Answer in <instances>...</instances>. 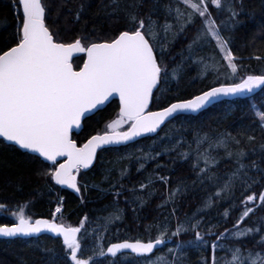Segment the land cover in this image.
<instances>
[{
    "label": "snow or ice",
    "instance_id": "6c2138e0",
    "mask_svg": "<svg viewBox=\"0 0 264 264\" xmlns=\"http://www.w3.org/2000/svg\"><path fill=\"white\" fill-rule=\"evenodd\" d=\"M62 2L66 4L67 0ZM181 5L185 7L181 8ZM10 6L16 23L11 38L0 43V143L33 154L32 158L43 165L39 174L53 181L54 185L80 194L81 203L84 202L83 193L89 191V186L86 183L82 185L78 177L82 170H91L95 166L98 151L116 150L112 146L124 145L145 134L157 133L166 122L199 112L221 97L245 96L256 89H264V74H247L239 82H234L240 65L236 62L229 40L221 35L209 11L211 6L216 10H226L230 14L229 19L234 20L238 12L232 0H174V6L170 0L165 5L166 15L172 16L178 27L167 19L159 24L151 15H141V0H133L124 9H120V0H111L107 7H112L113 13L117 10L124 12L125 26L103 36L94 33L76 35L71 41H66L61 31L54 28L50 0H10ZM88 7L86 2L79 4L74 22L80 20ZM190 26L195 28V35L188 45L189 50L201 42L214 41L225 62L221 64L214 56L211 61L201 57V77L212 71L217 74L218 81L221 75L225 80L190 99H176L157 111H151L149 106L154 98H159L156 93L163 92L161 84L170 79V73L171 78H179L184 71L183 64L169 68L164 62L166 43L160 39V33L163 32L164 41H168L171 34L170 43L183 35ZM81 53L84 57L77 55ZM74 58L82 59V66H74ZM255 58L262 59L260 56ZM222 67L230 71L221 73ZM229 79L233 82H227ZM116 96L119 105L115 118L110 119L101 131L90 135L85 142L78 143L74 138V130H82L83 122L89 115L100 111L110 98ZM256 115L264 130V111H257ZM125 126L127 129L123 130ZM254 140V136L247 137L249 143ZM205 143L206 148L203 147ZM195 144V149L188 145V151H177L183 148V144L177 141L176 145L165 151L176 152L177 158L190 163L196 176L193 184L198 182L204 186L205 181H208L217 185L218 190L210 193L191 216L186 215L185 221L177 218L174 230L168 223L157 222L145 228L147 239H124L106 245L102 243L106 240L104 233L110 231L109 226L122 219V210L118 207L121 196L132 193L141 205L146 202L137 195L135 185L126 189L122 183H117L110 184L108 188L93 185L104 195L113 196L114 209L102 218L103 223H97L96 228H89L92 221L87 215L77 226L65 222L62 218L63 197H59L50 219L33 220L20 206L18 211L12 212L15 222L11 225L0 223V237L52 234L61 240V251L66 259L62 260L60 253L54 249L46 248L44 251L50 254L46 264H124L121 258L128 256L132 257L129 264H184L185 249L188 247L211 251V259L205 257L203 264H264V216L254 221L252 226L245 224L258 207L264 208V190H254L255 187L264 189V168L254 160L244 163L249 153L240 147L241 140L231 133L220 134L215 139L208 134L198 135ZM219 148H223L226 156L233 160L234 167L227 174V179L213 171L219 164V159L213 153ZM260 148L264 150V144ZM160 154L157 151L155 155L144 153L141 157H135L137 172L146 170V161L155 160ZM261 159L264 160V156ZM176 162L177 159L173 158L172 163ZM161 167L157 163V169ZM253 169L258 176L250 174ZM112 171L106 170V179L111 177ZM130 175L127 168L120 169L121 179ZM145 179L147 183L141 181L139 184L141 190L151 189L157 181L165 185L170 183L168 176L156 170ZM54 185H48L49 191L55 190ZM238 188L243 198L237 203ZM180 194V187L168 189L159 207L169 202L174 204ZM148 195H152V191ZM224 199L230 201L229 208L238 211L239 215L231 228L225 227L218 232L214 231L217 224L227 223L230 219L229 209L218 213L217 224L206 221L208 214L205 209L212 208ZM5 208V204L0 203V209ZM176 211L173 207L172 214L175 215ZM153 228L157 231L154 237L151 234ZM189 233L192 239H179ZM174 237L177 238L175 247L168 248L166 254L156 255L160 246H166V240L171 241ZM248 239L252 241L251 248L247 246ZM86 249L91 250L92 254L84 258ZM217 251H223L225 255L217 258ZM95 256L105 257V261H98L94 259Z\"/></svg>",
    "mask_w": 264,
    "mask_h": 264
},
{
    "label": "trees",
    "instance_id": "16d2710c",
    "mask_svg": "<svg viewBox=\"0 0 264 264\" xmlns=\"http://www.w3.org/2000/svg\"><path fill=\"white\" fill-rule=\"evenodd\" d=\"M82 2H86L89 7L80 20L74 22L75 12ZM132 2L133 0H120V9L126 8ZM172 2L174 6V0ZM232 2L238 12V16L234 20L229 19L230 14L226 10H216L214 6H211L209 11L212 12L221 35L229 40L230 48L237 58L236 62L240 65L238 76L234 81L239 82L240 78L247 74H264V0H232ZM110 3L111 0H67V3L64 4L62 0H50L51 17L55 21L54 28L61 31V35L66 41H71L80 34L94 33L96 36H103L105 33L123 28L125 26L124 12L117 10L113 13L112 7H107ZM169 3L170 0H141L139 11L145 17L151 15L159 24H163L167 19L169 23L178 27L179 25L176 24L173 17L166 15L165 5ZM184 7L181 5V8ZM15 23L10 0H0V43L11 38ZM194 35L195 28L190 26L183 35L169 43L171 34H169L168 41H164L163 32L160 33V39L166 43L164 62L169 68L175 67L176 64H183L184 71L179 78H171L170 73V79L161 84L163 92L156 93L159 98H154L149 106L150 110L167 106L176 99H189L201 91L207 90L210 86H216L218 82H224V76L221 75L218 81L217 74L212 71L201 77V57L211 61L214 56L221 64L225 62L222 61L220 53H217L214 41L201 42L202 46L195 45L190 51L188 45ZM79 56L84 57V54ZM256 56H260L262 59L257 60ZM81 65L82 59L74 58V66ZM220 72L229 71L222 67ZM227 82L233 81L229 79ZM257 104L259 108L256 107ZM118 105V100L112 99L100 111L89 115V118L83 122L82 130L74 133V138L78 143L85 142L90 135L101 131L103 126L117 114ZM257 111H264V89L243 98L218 102L195 116L184 115L170 120L155 136L145 137L125 146L112 147L116 150L98 151L95 166L91 170L82 171L81 176L78 177L82 185L86 183L89 186V191L83 193V203H81L80 194L68 188L54 185L53 181L40 175L43 165L32 158L33 154H26L15 146L0 143V203L5 204L6 208L3 210L6 212L25 206L27 215L34 218H50L58 198L63 197V220L77 226L80 220L87 215L92 221L89 225L91 229L96 228L97 223H103L102 218L114 210L113 196L111 194L104 195L99 188H108L110 184L117 183H122L126 189L135 185L137 195L143 197L146 202L141 205L132 193L121 196L118 207L122 210V219L116 220L109 226L110 231L104 233L106 240L102 243L106 245L109 242L124 239H147L148 233L145 228L157 224V222L168 223L169 227L174 230L177 218L180 221H185L186 215L191 216L196 212L209 194L218 190V186L208 181H205L204 186L198 182L193 184L196 176L190 163L177 158L176 152H166L165 149L180 141L183 148H178L177 151H188V145L195 149V140L198 135L208 134L215 139L220 134L231 133L232 136L241 140L240 147L249 153L244 158V163L254 160L260 164L261 168H264V160L261 159L264 156V150L260 148V145L264 144V130H262L260 119L256 115ZM248 136H254L255 140L251 143L247 142ZM206 146L207 143L203 145L205 148ZM157 151L161 153L160 156L155 160H147L146 170L137 172L138 163L135 157H141L144 153L155 155ZM214 152L220 155L215 154L219 159V164L213 168V171L218 176L227 179V174L234 167L233 160L226 156L223 148H220V153L217 150ZM129 156L132 158L129 159ZM192 156L194 158L195 152L192 153ZM173 158L177 159L175 164L172 163ZM157 163L163 167L157 169ZM200 166L203 167V163ZM122 167L127 168L131 173L130 177L126 176L121 179L120 169ZM108 169L113 171L111 177L106 179V170ZM153 170L168 176L170 183L165 185L157 181L151 189H139L140 182L147 183L145 177ZM250 174L259 175L255 169ZM49 184L54 185L55 190L49 191ZM93 185H99V188H95ZM177 187L181 188V194L176 197L175 203L169 202L163 207H159L164 202L168 189ZM254 190L258 192L264 189L255 187ZM149 191H152L150 196L148 195ZM236 198L237 203L239 199L243 198L239 188L236 191ZM133 200L135 202H132ZM229 203L230 201L224 199L212 208L205 209L208 214L206 221H210L212 224H217L218 213H222L226 208L229 209L230 219L227 223L217 224L214 231L221 232L225 227L231 228L235 223L239 212L229 208ZM173 207L177 209L175 215L172 214ZM261 216H264V208L258 207L255 213L246 219L245 224L252 226L253 222ZM0 223L12 224L5 214H0ZM243 226L241 225V227ZM151 234L153 237L157 234L155 228ZM192 237V234L189 233L179 239L187 241ZM168 246L167 241L166 246H163L160 251ZM247 246L249 248L253 246L250 239L247 240ZM61 247L60 241L48 236L27 240L0 239V264H46L47 257L50 255L44 251L46 248L54 249L60 253L63 260L66 257L63 256ZM207 253L188 247L185 249L186 262L187 264H199L200 258H209ZM91 254V250L86 249L84 258ZM94 259L105 261V257L100 256H95ZM131 259L129 258L124 264H129Z\"/></svg>",
    "mask_w": 264,
    "mask_h": 264
},
{
    "label": "water",
    "instance_id": "95a60500",
    "mask_svg": "<svg viewBox=\"0 0 264 264\" xmlns=\"http://www.w3.org/2000/svg\"><path fill=\"white\" fill-rule=\"evenodd\" d=\"M82 54V53H81ZM78 56L80 55V54H77ZM82 66V65H81ZM200 94V93H199ZM252 93H249V94H247V95H245V96H229V97H221L219 100H217V101H214L212 104H210V105H207L204 109H202V110H200L199 112H196V113H189V114H185V115H193V116H195V115H198L200 112H202V111H204V110H206V109H208L209 107H211L212 105H214V104H216V103H218V102H221V101H224V100H232V99H236V98H243V97H246V96H249V95H251ZM198 95V94H197ZM192 98V97H191ZM112 99H116V100H118V103H119V98H118V96H116V97H112V98H110V100H112ZM190 99V98H189ZM109 100V101H110ZM108 102H106V104H107ZM105 104V105H106ZM104 105V106H105ZM103 106V107H104ZM157 110H159V109H156V110H151V111H157ZM91 115V114H90ZM167 123V122H166ZM165 123V124H166ZM163 126L164 125H162L161 126V129L163 128ZM161 129H158L157 130V133L161 130ZM80 130H74V133H77V132H79ZM157 133H152V134H145L144 136H141V137H137V138H135L133 141H130V142H127L126 144H124V145H117V146H112V147H119V146H125V145H128V144H131V143H134V142H136V141H138V140H140V139H142V138H145V137H152V136H155ZM18 148V147H17ZM21 151H24V150H21ZM25 152V151H24ZM42 159V158H41ZM46 163H48V162H46ZM83 171H85V170H83ZM64 188H66V187H64ZM70 190H72V189H70ZM72 191H74V190H72ZM38 218H44V219H49V218H47V217H38ZM37 219V218H36ZM9 225H11V224H9ZM42 235H46V236H49V237H51V238H55V237H53L52 236V234H49V233H44V234H42ZM42 235H40V236H42ZM40 236H33V237H19V238H5V237H0V239H4V240H14V239H29V238H36V237H40ZM58 239V238H57ZM60 240V239H59ZM129 240V239H128ZM120 241H122V240H119V241H113V242H110V243H114V242H120ZM130 241H134V240H130ZM60 242H61V240H60ZM164 245H162V246H160V249L163 247ZM105 251H106V247H105Z\"/></svg>",
    "mask_w": 264,
    "mask_h": 264
},
{
    "label": "rangeland",
    "instance_id": "374dc122",
    "mask_svg": "<svg viewBox=\"0 0 264 264\" xmlns=\"http://www.w3.org/2000/svg\"><path fill=\"white\" fill-rule=\"evenodd\" d=\"M199 46H202V44H200ZM215 48H216V46H215ZM217 49V48H216ZM218 50V49H217ZM217 53H219V50L217 51ZM207 60H209V59H207ZM207 60H205V61H207ZM225 69H226V71L228 70L226 67H225ZM228 71H230V70H228ZM260 89H256L254 92H257V91H259ZM259 105L257 104L256 105V107L257 108H259L258 107ZM116 116V115H115ZM115 116H114V118H115ZM105 126V125H104ZM104 126H103V128H104ZM102 128V129H103ZM127 129V126H125V129H123V130H126ZM207 147V146H206ZM217 151H218V153H220L219 151H220V148L219 149H216ZM214 155L216 154L217 156H219L220 154H217V153H213ZM57 206V205H56ZM24 207V210H25V214L27 215V211H26V207L25 206H23ZM19 210V207L17 208V209H13V210H11L10 212L8 211V212H6V210H3V209H0V214H5V216L8 218V219H10L11 220V222L13 223V222H15V217L12 215V212H15V211H18ZM55 210V209H54ZM58 216H60V214H58ZM51 218V217H50ZM33 220H34V217H33ZM66 222V221H65ZM43 237V236H42ZM193 238V237H192ZM191 238V239H192ZM39 239V238H38ZM176 239H173L172 241H168V243H169V246L167 247V248H165V249H163L162 251H159L158 253H156V255H160V254H166L167 253V249L168 248H171V247H175V243H174V241H175ZM191 248H193L194 250H196V251H199V252H203V253H207L208 255H209V260L211 259V251L210 250H208V251H204V250H197L195 247H191ZM216 255H217V258H220V257H222V256H224L225 255V253L223 252V251H217V253H216ZM129 257V256H128ZM124 258V257H122L121 259H124V263H126V261H128L129 260V258H132V257H129V258ZM203 260H204V258L202 257V258H200V262H199V264H203ZM184 264H187V262H186V256L184 255Z\"/></svg>",
    "mask_w": 264,
    "mask_h": 264
},
{
    "label": "flooded vegetation",
    "instance_id": "af4514ba",
    "mask_svg": "<svg viewBox=\"0 0 264 264\" xmlns=\"http://www.w3.org/2000/svg\"><path fill=\"white\" fill-rule=\"evenodd\" d=\"M42 236H46V235H42ZM42 236H40V237H42ZM40 237H36V238H29V239H38V238H40ZM49 237V236H48ZM51 238V237H50ZM52 239H57V238H52ZM27 240V239H26ZM58 241H60L59 239H57ZM129 257H131V256H129Z\"/></svg>",
    "mask_w": 264,
    "mask_h": 264
},
{
    "label": "bare ground",
    "instance_id": "6f19581e",
    "mask_svg": "<svg viewBox=\"0 0 264 264\" xmlns=\"http://www.w3.org/2000/svg\"><path fill=\"white\" fill-rule=\"evenodd\" d=\"M125 129V128H124Z\"/></svg>",
    "mask_w": 264,
    "mask_h": 264
}]
</instances>
